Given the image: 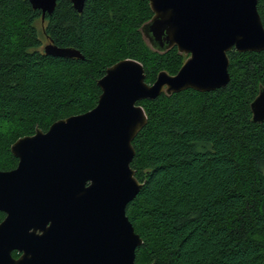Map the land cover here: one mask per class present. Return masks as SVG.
Segmentation results:
<instances>
[{"label":"trees","instance_id":"trees-1","mask_svg":"<svg viewBox=\"0 0 264 264\" xmlns=\"http://www.w3.org/2000/svg\"><path fill=\"white\" fill-rule=\"evenodd\" d=\"M258 11L264 24V0ZM152 17L149 0H86L82 13L59 0L42 23L28 0H0V171L18 166V139L94 109L114 64L138 61L148 84L178 73L188 56L155 52L142 35ZM45 40L84 59L49 56ZM228 56L227 87L138 103L148 124L131 167L144 186L127 208L143 240L137 264H264V124L250 108L264 52Z\"/></svg>","mask_w":264,"mask_h":264},{"label":"water","instance_id":"water-1","mask_svg":"<svg viewBox=\"0 0 264 264\" xmlns=\"http://www.w3.org/2000/svg\"><path fill=\"white\" fill-rule=\"evenodd\" d=\"M52 15L59 0H28ZM82 13L86 0H69ZM153 17L141 32L152 50L176 47L188 56L176 75L160 72L153 84L135 60H122L98 81L97 106L59 120L47 132L18 139V166L0 171V264H137L143 244L127 208L144 183L131 167L134 139L147 126L139 102L185 90L228 86V53L264 52L258 0H149ZM45 54L84 59L50 41ZM252 122L264 124V88L250 105ZM22 253L19 259L12 252Z\"/></svg>","mask_w":264,"mask_h":264},{"label":"flooded vegetation","instance_id":"flooded-vegetation-1","mask_svg":"<svg viewBox=\"0 0 264 264\" xmlns=\"http://www.w3.org/2000/svg\"><path fill=\"white\" fill-rule=\"evenodd\" d=\"M5 218H6V214L4 212H0V223H3V221L5 220ZM21 255H22V253H20L18 251H13L12 252V257L14 259H19Z\"/></svg>","mask_w":264,"mask_h":264},{"label":"rangeland","instance_id":"rangeland-1","mask_svg":"<svg viewBox=\"0 0 264 264\" xmlns=\"http://www.w3.org/2000/svg\"><path fill=\"white\" fill-rule=\"evenodd\" d=\"M38 26L41 28V25H40V23L38 24ZM47 44V42H46V40L44 41V45H46ZM44 45H43V47H44Z\"/></svg>","mask_w":264,"mask_h":264}]
</instances>
